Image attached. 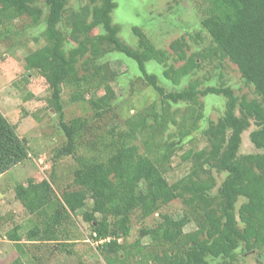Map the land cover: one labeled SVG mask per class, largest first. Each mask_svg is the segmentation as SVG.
<instances>
[{
	"label": "trees",
	"instance_id": "16d2710c",
	"mask_svg": "<svg viewBox=\"0 0 264 264\" xmlns=\"http://www.w3.org/2000/svg\"><path fill=\"white\" fill-rule=\"evenodd\" d=\"M192 1L199 14V29L159 48L138 26L131 29L134 46L122 41L119 25L111 16L115 0H89L70 11L67 0H0V32L21 16L36 24L43 7L47 9L44 43L25 54L24 66L44 78L50 88L49 103L60 112L66 143L56 157L69 155L75 162L73 188L61 192L50 221L58 225L66 219L65 208L74 198L88 199L82 220L91 227L96 249L110 263L125 245L119 238L129 234L131 216L143 220L157 213L153 226L139 230L152 246L148 251L137 247L138 255H146L142 256L145 264H234L249 253H256V260L264 264L259 257L264 256V0ZM74 46L87 51L82 61ZM210 48L218 51L220 60L235 66L241 81L252 87L253 97L237 95L222 80L221 72L215 75L209 70L199 76L191 72L184 85L166 90L148 68L150 63L158 65L161 76L170 82L169 76L180 64L192 59L195 63L198 56L203 59ZM112 52L135 61L137 71L131 68L134 75H128L131 86H150L159 98L102 136L86 134V119L63 118L62 89H72L71 103L87 101L94 106V99L86 97L96 92L94 85L113 100L111 81L118 72L107 62H98ZM200 62L196 64L199 68ZM208 95L224 99L216 120L205 119L201 97ZM196 132L205 141L198 149L191 145ZM244 132L256 151L239 152ZM185 143L190 146L183 149ZM80 148L87 151L79 153ZM180 150V160L190 162V168L175 184L169 183L164 175L166 165ZM27 155V145L0 112V175ZM214 172L224 175L219 185ZM22 188L27 195L38 193L34 185ZM24 193L19 195L22 200ZM173 199L184 205L179 216L160 211ZM189 224L194 228L185 232ZM18 228L6 232L7 239L16 244ZM30 233L40 234L37 226ZM45 235L47 241L56 240L54 229ZM18 252L12 264H40L25 263V251L18 247ZM129 252L133 254L127 249L121 259H127Z\"/></svg>",
	"mask_w": 264,
	"mask_h": 264
},
{
	"label": "rangeland",
	"instance_id": "374dc122",
	"mask_svg": "<svg viewBox=\"0 0 264 264\" xmlns=\"http://www.w3.org/2000/svg\"><path fill=\"white\" fill-rule=\"evenodd\" d=\"M88 2L89 0H67V10H76ZM115 2L116 7L111 12L112 20L119 25V37L122 41L132 46L136 43V38L131 32L132 26L140 27L159 48H167L174 38L186 36L199 29V14L192 0H115ZM46 12V7H43L41 18L36 24H32L29 17L21 16L6 23L5 30L0 32V112L28 149V155L23 161L0 175V264H12L19 257L18 247L26 253L22 259L25 263L34 260L40 264H145L142 256L146 255H138L137 247L141 246L144 248L143 251H148L152 246L146 236L139 235V230L142 227L153 226L157 213L143 220L136 214L131 216L129 234L119 238L125 245L111 263L108 256L96 249L98 242L90 236L91 227L82 220L81 214L89 205L88 199L81 202L74 198L65 208L66 219H61L58 225H53L50 221L52 212L57 209L56 201L60 202L62 199L61 192L73 188L71 183L75 162L69 155L56 157L58 149L66 143L59 123L60 112L55 111L49 103L50 88L44 78L33 70L25 69L24 66L25 54L44 43L42 31ZM74 48L79 61H82L87 51L77 46ZM217 52L210 48L204 52L203 59L202 56H198L195 63L192 59L180 64L177 72L169 76L170 82L161 76L158 65L150 63L148 68L158 75L160 84L165 86L166 90L184 85L191 72L199 76L209 70L215 75L221 72L222 80L231 85L237 95L253 97L252 87L246 86L235 66L227 59L220 60ZM98 62H107L111 69L118 72L116 78L111 81L115 98L110 100L102 88L94 85L97 87L96 92H89L86 95L87 99H94V106L87 101L71 103L69 94L72 89L63 86L61 101L65 120L74 117L84 118L89 127L86 134L96 133L102 136L107 130L116 129L129 115L158 101L159 97L150 86L130 85L128 75H134L137 71V65L132 59L112 52ZM198 62L200 68L196 65ZM195 66L197 70L192 71ZM201 101L204 104L205 119L216 120L223 111V97L208 95L201 97ZM203 123L204 120H201L200 125ZM90 135L84 136V140ZM242 139L239 152L256 151L251 147L246 132L242 134ZM191 142L196 149L205 146V141L198 132L194 133ZM188 146L190 144L185 143L183 149ZM84 151L87 150L79 149V153ZM180 153L181 150L177 151L166 165L164 175L169 183L175 184L190 168V162L180 160ZM214 174L219 185L224 175L215 172ZM29 185H34L38 192L30 194L32 197L20 191L22 187L27 188ZM20 193L26 194L25 200L20 198ZM242 200L240 198L236 205ZM183 209L181 200L173 199L164 204L160 211L179 216ZM17 225L20 235L18 244L6 237V232ZM35 226L40 232L36 237L30 233L31 228ZM193 228L194 225L189 224L184 227V231ZM51 229H54L56 240L47 241L45 234ZM127 249L133 254L129 252L127 259H121ZM32 256L37 258L33 259ZM257 256L256 253L245 254L234 264H261L256 260ZM259 257L264 261V256Z\"/></svg>",
	"mask_w": 264,
	"mask_h": 264
}]
</instances>
